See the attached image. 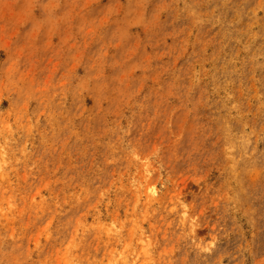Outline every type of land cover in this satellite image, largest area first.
Wrapping results in <instances>:
<instances>
[{
    "label": "rangeland",
    "instance_id": "374dc122",
    "mask_svg": "<svg viewBox=\"0 0 264 264\" xmlns=\"http://www.w3.org/2000/svg\"><path fill=\"white\" fill-rule=\"evenodd\" d=\"M0 264H264V0H0Z\"/></svg>",
    "mask_w": 264,
    "mask_h": 264
}]
</instances>
